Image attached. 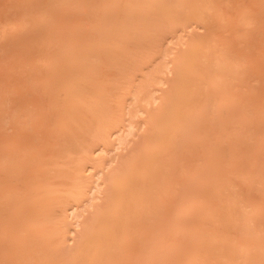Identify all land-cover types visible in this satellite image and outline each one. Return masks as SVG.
<instances>
[{
  "label": "bare ground",
  "instance_id": "bare-ground-1",
  "mask_svg": "<svg viewBox=\"0 0 264 264\" xmlns=\"http://www.w3.org/2000/svg\"><path fill=\"white\" fill-rule=\"evenodd\" d=\"M171 1L0 7V264H264V0Z\"/></svg>",
  "mask_w": 264,
  "mask_h": 264
},
{
  "label": "rangeland",
  "instance_id": "rangeland-1",
  "mask_svg": "<svg viewBox=\"0 0 264 264\" xmlns=\"http://www.w3.org/2000/svg\"><path fill=\"white\" fill-rule=\"evenodd\" d=\"M172 2V6H174V8H172V9H170V10H167V11H164L163 10V8H162V6L161 5H156V6H158L159 7V9L157 10L160 14H158V15H160V16H158V18L160 19L159 20V25L161 26L162 25V30H161V34L163 35V36H168V35H171V33L172 32H174V31H176V30H179L180 28H179V25H181V21H183L181 18L182 17H184L185 19H188V18H190L191 17V15H193V14H189V12L187 11V9L189 10V9H191V7H193V0H172L171 1ZM7 3V0H0V7L1 6H5V4ZM177 4H179L178 6H177ZM224 5H225V3H223V2H221V7L223 8L224 7ZM177 6V7H176ZM183 7V9H185V10H182L181 11V16L182 17H178L179 16V13H177L176 12V10H178L179 8H182ZM186 7V8H185ZM225 8L226 7H224V9H223V12L225 13ZM12 10V9H11ZM11 10H8V14L7 15H4V16H0V26H2V25H4V24H6V23H8L9 21H12V19L14 20L15 18H14V16H13V14H11L10 12H11ZM174 11V12H173ZM187 11V12H186ZM174 14L176 15L175 17H177V20H178V18L180 19V20H178L179 22L177 23V21H176V18H173V16H174ZM170 16L174 19H172V20H170L171 22L169 23V20L168 19H170ZM169 17V18H168ZM164 19V20H163ZM192 19H195L196 20V22H195V24H194V29H202V30H199V31H202L201 33H203V29L204 28H201V27H199V25L198 24H201V25H203V24H205V21L204 20H202V22L198 19V18H192ZM167 20H168V22H167ZM163 23V22H166V23H161V22ZM175 21V22H174ZM191 21H193V20H191ZM167 23H169L168 25H167ZM173 23H177L176 24V26H175V24H174V26L172 27V25H173ZM167 25V26H166ZM197 25V26H196ZM196 26V27H195ZM163 27L165 28V29H163ZM198 27V28H197ZM191 29H193V26L190 28V30ZM165 30H166V33H165ZM172 30V31H171ZM198 31V30H197ZM198 31V32H199ZM204 31H205V29H204ZM164 33V34H163ZM170 33V34H169ZM165 34H167V35H165ZM0 38H1V36H0ZM146 44V43H145ZM147 45V44H146ZM3 50H4V48H3V46H1L0 45V55L1 54H3ZM177 49H175L174 51H176ZM10 54H14L10 49H9V51H8ZM22 53L24 54V56H20L21 58H24L26 55H27V53L25 52V51H22ZM176 53V52H175ZM10 56H13V55H10ZM174 56V55H173ZM179 56H181V54H179ZM175 57V56H174ZM178 58V57H177ZM21 61V60H20ZM16 64H18V62L16 63ZM14 67V66H13ZM7 68L9 69V68H12V67H10V66H8L6 63H0V70L1 71H5V70H7Z\"/></svg>",
  "mask_w": 264,
  "mask_h": 264
}]
</instances>
